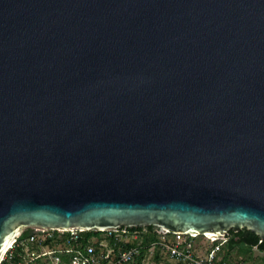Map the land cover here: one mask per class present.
Masks as SVG:
<instances>
[{
  "label": "water",
  "instance_id": "obj_1",
  "mask_svg": "<svg viewBox=\"0 0 264 264\" xmlns=\"http://www.w3.org/2000/svg\"><path fill=\"white\" fill-rule=\"evenodd\" d=\"M142 226L264 241V0H0V261Z\"/></svg>",
  "mask_w": 264,
  "mask_h": 264
},
{
  "label": "built area",
  "instance_id": "obj_2",
  "mask_svg": "<svg viewBox=\"0 0 264 264\" xmlns=\"http://www.w3.org/2000/svg\"><path fill=\"white\" fill-rule=\"evenodd\" d=\"M148 227L28 228L8 247L0 264H168V258L176 264H226L219 262V254L228 236L207 237L216 244L203 251L195 242L201 235Z\"/></svg>",
  "mask_w": 264,
  "mask_h": 264
},
{
  "label": "trees",
  "instance_id": "obj_3",
  "mask_svg": "<svg viewBox=\"0 0 264 264\" xmlns=\"http://www.w3.org/2000/svg\"><path fill=\"white\" fill-rule=\"evenodd\" d=\"M148 228L150 230L154 229L153 226H149ZM228 237L229 238L226 244L227 248L229 250L237 249V252L242 254L246 259H254L253 247H257L260 251L264 252V241L260 239L259 235L250 230L243 229L242 231L238 232L231 230ZM226 255L227 256H224V259H228L230 256L229 253H226ZM17 259H19V257H17Z\"/></svg>",
  "mask_w": 264,
  "mask_h": 264
},
{
  "label": "rangeland",
  "instance_id": "obj_4",
  "mask_svg": "<svg viewBox=\"0 0 264 264\" xmlns=\"http://www.w3.org/2000/svg\"><path fill=\"white\" fill-rule=\"evenodd\" d=\"M170 238H171V236H170ZM195 242L199 246V249L202 248L203 251H205L207 248H210L214 243V242L208 240V238L205 237L204 235H201V236L195 238ZM214 244H216V243H214ZM226 244L227 243L224 244V247L219 254V262L220 263H226V264H263L264 252L260 251L257 247H253L254 259L249 260V259H246L242 254H239L237 252V249L229 250L227 248ZM201 253H204V252H201ZM226 253H229V255H230L228 259H224V256H227ZM167 260H168V262H167L168 264H176L175 260H173L172 258H168V259H166V261Z\"/></svg>",
  "mask_w": 264,
  "mask_h": 264
},
{
  "label": "flooded vegetation",
  "instance_id": "obj_5",
  "mask_svg": "<svg viewBox=\"0 0 264 264\" xmlns=\"http://www.w3.org/2000/svg\"><path fill=\"white\" fill-rule=\"evenodd\" d=\"M245 229V228H244ZM243 229H241L240 231H242Z\"/></svg>",
  "mask_w": 264,
  "mask_h": 264
},
{
  "label": "bare ground",
  "instance_id": "obj_6",
  "mask_svg": "<svg viewBox=\"0 0 264 264\" xmlns=\"http://www.w3.org/2000/svg\"><path fill=\"white\" fill-rule=\"evenodd\" d=\"M212 239H214V238H212Z\"/></svg>",
  "mask_w": 264,
  "mask_h": 264
}]
</instances>
